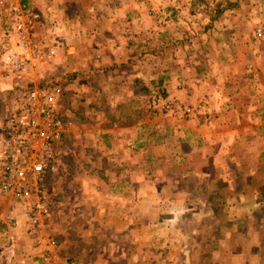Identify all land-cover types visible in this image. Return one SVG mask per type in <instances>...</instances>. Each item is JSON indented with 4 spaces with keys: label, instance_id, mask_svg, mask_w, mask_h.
<instances>
[{
    "label": "rangeland",
    "instance_id": "374dc122",
    "mask_svg": "<svg viewBox=\"0 0 264 264\" xmlns=\"http://www.w3.org/2000/svg\"><path fill=\"white\" fill-rule=\"evenodd\" d=\"M25 3L72 123L45 228L64 264H264V0ZM20 84L0 65V121Z\"/></svg>",
    "mask_w": 264,
    "mask_h": 264
},
{
    "label": "built area",
    "instance_id": "2783aa9c",
    "mask_svg": "<svg viewBox=\"0 0 264 264\" xmlns=\"http://www.w3.org/2000/svg\"><path fill=\"white\" fill-rule=\"evenodd\" d=\"M0 17L9 32L0 65L25 84L16 107L0 121V194L10 202L0 213V236L14 232L20 215L25 233L51 248L54 240L45 231L51 215L48 183L58 165L57 146L72 123L59 113L60 88L37 76L38 66L50 64L54 52L34 29L38 13L25 0H0Z\"/></svg>",
    "mask_w": 264,
    "mask_h": 264
},
{
    "label": "crops",
    "instance_id": "0c3cea01",
    "mask_svg": "<svg viewBox=\"0 0 264 264\" xmlns=\"http://www.w3.org/2000/svg\"><path fill=\"white\" fill-rule=\"evenodd\" d=\"M17 222L14 232L8 231V234L0 236V264H64L59 246L50 248L44 241L27 235L20 215H17ZM3 226L0 223V228ZM45 252L49 262L42 255Z\"/></svg>",
    "mask_w": 264,
    "mask_h": 264
},
{
    "label": "trees",
    "instance_id": "16d2710c",
    "mask_svg": "<svg viewBox=\"0 0 264 264\" xmlns=\"http://www.w3.org/2000/svg\"><path fill=\"white\" fill-rule=\"evenodd\" d=\"M21 85V90L25 87V84H20Z\"/></svg>",
    "mask_w": 264,
    "mask_h": 264
}]
</instances>
